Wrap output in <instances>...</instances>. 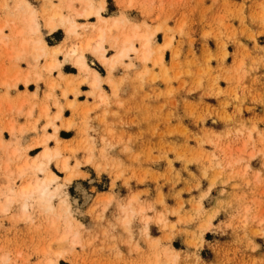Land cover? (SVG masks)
I'll return each instance as SVG.
<instances>
[{
	"label": "rangeland",
	"instance_id": "1",
	"mask_svg": "<svg viewBox=\"0 0 264 264\" xmlns=\"http://www.w3.org/2000/svg\"><path fill=\"white\" fill-rule=\"evenodd\" d=\"M139 1L128 8L137 21L167 19L170 26L167 34L174 38L166 52L168 71L151 64L156 71L145 82L127 80L121 103L110 106L108 122L90 114L99 129L98 148L103 146L101 134L112 127L105 147L113 159L101 171L83 165L84 174L67 184L89 243L60 262L139 264L142 255L133 244L147 247L143 222H133L130 239L124 228L111 223L117 200L106 210L95 206L101 193L123 199L138 192L154 209L152 236L160 237L161 246L179 250L177 264H264V0ZM108 2L107 13L120 8L116 0ZM43 30L51 44L63 37L62 31L51 36ZM164 34L156 41H163ZM64 70L76 72L70 65ZM77 131L72 128L62 136L73 140ZM31 137L27 134L23 141ZM82 154L78 149L80 158ZM52 168L63 181L65 173ZM13 211L0 212V248L10 251L13 264H40L49 233L38 217L15 220ZM159 212H165L166 225L156 220Z\"/></svg>",
	"mask_w": 264,
	"mask_h": 264
},
{
	"label": "bare ground",
	"instance_id": "2",
	"mask_svg": "<svg viewBox=\"0 0 264 264\" xmlns=\"http://www.w3.org/2000/svg\"><path fill=\"white\" fill-rule=\"evenodd\" d=\"M137 1L116 0L120 8L107 13V0H0V212L7 214L15 208L11 217L22 221L38 217L39 226L49 233L40 249V264H62L60 260L67 253L89 243L66 186L84 174L80 169L83 165L91 164L101 171L113 159L105 147L110 144L112 127L107 128L108 134H101L98 140L103 146L98 148L99 129L90 121V114L97 113L95 119L106 123L110 106L115 101L121 103L118 98L127 80L145 82L151 64L168 71L166 52L173 48L174 37L167 34V19L153 24L137 21L128 12ZM43 29L50 33L60 30L64 35L51 44ZM162 32L164 40L157 42ZM173 54L176 57L178 53ZM66 64L76 72H66ZM121 69L124 73L119 75ZM83 85L88 90L83 91ZM83 94L86 100L80 99ZM69 110L72 116L66 115ZM72 128L78 129L77 137L65 139L61 130ZM27 134L36 136L24 142ZM53 165L65 173L63 181ZM86 198L89 201L91 196ZM116 200L111 220L114 227L124 228L131 239L133 222H143L141 234L147 247L143 250L140 243L133 244L142 255L139 264H177L179 250L171 244L161 246L160 237L151 234L152 203L143 201L138 192L123 199L101 193L95 206L102 204L106 210ZM164 213L159 212L156 220L166 225ZM13 262L10 251L0 248V264Z\"/></svg>",
	"mask_w": 264,
	"mask_h": 264
},
{
	"label": "crops",
	"instance_id": "3",
	"mask_svg": "<svg viewBox=\"0 0 264 264\" xmlns=\"http://www.w3.org/2000/svg\"><path fill=\"white\" fill-rule=\"evenodd\" d=\"M107 7H108V9H109V2H108V0H107ZM60 31V30H59ZM59 31H55V32H53V33H50L49 31H47L48 32V35H54V34H56V33H58ZM64 35V34H63ZM58 41H56L55 43H57ZM55 43H53V44H55ZM67 65H70L71 67H73L71 64H66L65 65V67L67 66ZM64 67V68H65ZM74 68V67H73ZM68 73H71V72H68ZM82 89H83V91H86V90H88V86L87 85H83L82 86ZM83 96L85 97L86 95L85 94H83ZM62 132L63 131H68V130H66V129H62L61 130ZM34 136H36V135H33L32 137H31V139L34 137ZM31 139L29 140V141H31ZM29 141H27V142H29Z\"/></svg>",
	"mask_w": 264,
	"mask_h": 264
}]
</instances>
